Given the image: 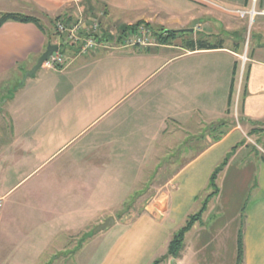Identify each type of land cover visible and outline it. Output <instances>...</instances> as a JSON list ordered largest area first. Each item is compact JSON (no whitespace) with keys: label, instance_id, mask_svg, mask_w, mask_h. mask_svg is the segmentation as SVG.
I'll use <instances>...</instances> for the list:
<instances>
[{"label":"crops","instance_id":"1","mask_svg":"<svg viewBox=\"0 0 264 264\" xmlns=\"http://www.w3.org/2000/svg\"><path fill=\"white\" fill-rule=\"evenodd\" d=\"M238 9L248 11L250 21L257 27V33L251 34L249 41L247 40L248 45L243 43L242 29L245 22L242 20L249 14L243 17L236 12ZM9 12L33 15L38 18V22L10 19L0 25V84H6L7 80L14 78L21 80L24 73L38 62L48 44H56L54 23L59 16L70 18L72 22L80 19L90 22L96 19L102 23V29L108 32H118L125 25L141 22L147 24L157 40L153 45L99 46L87 56L68 50L65 58L70 57L71 61L66 64H76L73 68L76 74L88 68L91 72L90 80L104 79L105 84L109 81L107 78H111L107 72L108 64L120 66L119 80L124 92L122 96H117V100L108 97L113 102L109 105V110L117 109V104L122 101L123 120H140L141 112L145 114L146 110L149 111L151 116L158 119L161 127L159 135L169 132L172 134L162 141L159 149L171 147V139L176 138L182 127H188L187 124L192 122L195 115L201 119L197 121V126L206 128L190 141L183 139L188 144H184L185 147L181 144L185 150L179 155L183 157L182 161L165 154V158H169L167 161L155 163L159 167L168 165L175 168L165 169L169 171L165 177L156 169V179L139 194V198L148 196L149 199L143 202L140 210L138 206L132 208L131 214L134 211L137 213L131 219H117L114 215V225L102 230L99 236H93L98 237L97 251L83 260L84 264H150L156 256L165 255L167 250L162 253V248L171 240L175 228L173 219L177 215L175 213L185 204H193L199 199L200 192L209 183L212 171L235 145L238 147L223 171L229 173L232 165L238 163L240 173L234 179H246L247 182L245 219L239 232L243 235L242 264H264V0H83L80 4H75L72 0H0V18ZM44 20L50 26L45 25ZM195 20L197 23L191 31ZM215 22L225 26L230 45H226L223 38L216 42L207 39L218 35ZM157 32H165L164 37L170 35L166 40H158ZM112 49L120 52L114 53ZM242 54L245 55V69L241 73L242 78L244 77V83L242 81L241 84L244 93L240 88L239 96L242 95V99L234 119L228 109H231L235 99V89L231 101L230 93L234 70L237 69L236 80ZM158 62L161 64H157ZM168 65V76L159 79L160 84L168 86L157 88L156 84L151 92L143 94L144 86L152 80L148 79L157 72L165 71ZM43 69L48 67L41 66L35 76L26 78L24 84L28 83L29 78L44 80L47 70ZM67 69L63 66L60 71ZM163 80L167 82L164 83ZM160 89L165 91L167 97L156 99L154 95H159L156 93ZM80 95L81 93H77L76 97H81ZM168 121L173 129H169ZM135 126L139 130L143 127L138 122ZM110 145L106 149H111L113 152L108 156H113L116 146ZM148 148L157 149L154 145ZM107 162L110 163V160ZM94 164L96 167L100 166ZM178 165H181L179 169ZM104 166L107 164L102 165L103 168ZM38 210L42 216L58 214L60 217L58 220L51 219L55 221L50 222L49 215L44 217V226H31L29 229L33 234H26V245H49L53 237L69 244L66 238H75L77 229L82 231L89 227L82 224L80 219L84 214L78 215L75 207L56 209L51 208V204L42 202ZM108 214L114 213L111 211ZM108 214L90 228L102 222ZM2 223L3 217L0 215V231ZM34 228L36 231L41 229V239L37 235L35 237ZM89 235L85 237L90 238ZM8 241L4 244H8ZM237 251L236 239L233 259L228 260L219 251L214 260L217 264H236ZM3 253L1 244L0 262L4 259ZM201 255L193 253L190 257L186 255V259L178 256L176 263L210 264L204 258L199 259ZM27 257L26 252L25 258Z\"/></svg>","mask_w":264,"mask_h":264},{"label":"rangeland","instance_id":"2","mask_svg":"<svg viewBox=\"0 0 264 264\" xmlns=\"http://www.w3.org/2000/svg\"><path fill=\"white\" fill-rule=\"evenodd\" d=\"M242 21L245 22L242 29L243 43L248 45L247 40L249 41L251 34L257 33V27L250 21V14ZM43 23L50 26L46 21ZM215 27L218 35L205 39L216 42L223 38L225 44L230 45L225 26L215 22ZM49 29L51 31V27ZM154 41H157L155 37ZM64 47L65 45L62 48ZM111 51L120 52L116 49ZM244 57L242 54L235 80V99L230 109L234 119L242 99L239 93L240 88H243L242 81L244 83V77L241 76L245 69ZM70 61L71 58L67 57L66 62ZM68 63L64 65V68H68L64 72L60 71L63 67L43 69L47 70L44 80L29 78L28 83L18 86L13 95L9 92L21 83L23 77L19 81L14 78L7 80L8 84H0V215L3 217L0 245L2 244L4 252V259L0 264H84L97 251L98 237L93 236H99L102 232H94L96 225L90 226L111 211L117 219H131L137 213L134 211L131 214L132 208L142 206L149 199L148 196L139 198V194L156 179V172L160 171L162 177H165L166 173L169 174L165 169L175 168L168 165L159 167L156 164L169 159L165 158V154L182 161L183 157L179 155L185 150L181 144L184 147L188 144L183 139L190 141L196 134L206 130L205 126H197V121L201 119L195 115L192 122L187 124L188 127H182L176 138L171 139V147L159 149L162 141L172 134L169 132V136L166 133L159 135L161 127L158 119L151 116L149 111L145 109V114L141 112L140 120H123L122 101L117 104V109L109 110V105L113 102L108 97L117 100V96H122L124 92L119 80L120 66L108 64L107 72L111 78L106 77L109 81L105 84L104 79L90 80L91 72L88 68L74 73L76 64ZM153 67L155 69L154 64ZM168 68L169 65L165 71L157 72L148 79L152 80L144 86L143 94L151 92L156 84L157 88L168 86L160 84L159 80L168 76ZM157 79L159 81L152 85ZM77 93H81V97L77 98ZM158 93L159 95H154L156 99L167 97L162 89L156 94ZM137 122L144 130L137 129ZM168 123L169 129H173L171 122ZM81 130L83 131L79 132ZM108 144L116 146L113 156H108L113 152L106 149ZM151 145L157 149L148 148ZM94 163L100 166L96 167ZM106 164L103 168L102 165ZM239 166L238 163L232 165L229 173L220 172L217 179L220 193L211 198L202 217L187 231L178 256L202 254L199 259L204 258L213 264L215 254L220 251L228 260L233 259L234 244L239 239L241 223L245 219L244 202L248 197L246 179H234L240 173ZM180 167L181 165L177 166L178 169ZM212 190L207 183L195 203L185 204L175 213V228L171 238L186 224L191 214L200 210L205 197ZM42 202H47L51 204V208L56 209L75 207L78 215L84 214L80 219L82 224L89 227L82 231L77 229L75 238H66L69 244L54 237L50 239L49 245L24 244L27 235L33 234L29 229L31 226H44V217L49 215L50 222L55 221L51 219L58 220L60 217L58 214L42 216L38 210ZM111 215L108 214L107 217ZM86 234L90 238H86ZM34 235L41 239V229L36 231L34 228ZM7 241L8 244H4ZM168 245L162 248V253L166 250L167 253L156 258L163 257L160 264H177L178 256L167 255ZM213 249L216 251L213 252ZM214 264H217L215 260Z\"/></svg>","mask_w":264,"mask_h":264},{"label":"built area","instance_id":"3","mask_svg":"<svg viewBox=\"0 0 264 264\" xmlns=\"http://www.w3.org/2000/svg\"><path fill=\"white\" fill-rule=\"evenodd\" d=\"M82 1L72 0L75 4H80ZM236 12L243 17L249 14L248 11L241 9L236 10ZM54 31L57 36L56 43L59 46V51L54 52L49 59L44 61L43 66L48 68L63 67L66 64L65 53L68 50L86 55L96 50L99 46L149 47L154 44L152 31L145 23H140L134 31L128 32L122 38H119V32L110 31L107 35L103 34L96 19H92L90 22L80 19L79 21L67 23L63 17H59L55 20ZM63 45L67 46L66 52L62 51Z\"/></svg>","mask_w":264,"mask_h":264},{"label":"trees","instance_id":"4","mask_svg":"<svg viewBox=\"0 0 264 264\" xmlns=\"http://www.w3.org/2000/svg\"><path fill=\"white\" fill-rule=\"evenodd\" d=\"M61 17V16H59ZM58 17V18H59ZM10 19H14V20H19V21H33V22H38V18L33 16V15H28V14H21V13H14V12H9V13H4L2 15V17L0 18V25H2L5 21L10 20ZM65 19V18H64ZM56 20V19H55ZM65 21L67 23H71L72 21H70L69 19H65ZM141 22L135 23L133 25H125L124 27L118 29L119 31V38H122L124 35H126L128 32L134 31L135 28L140 24ZM100 25V29L103 32V34L107 35L108 31L102 29V23L99 22ZM165 32H157L156 33V37L158 40L161 39H167L169 37L170 34H167L164 37ZM73 50V49H72ZM63 52L67 51V46H65L64 48H62ZM237 72V69L234 70V78L232 81V87H231V93H230V101L232 98V95L234 94V85H235V74ZM244 93V90H243ZM228 112H230V109H228ZM238 147V145L233 146L232 150L225 156V158L214 168V170L212 171L210 178H209V185L213 188V190L205 197L203 204L200 208V210L195 213V214H191L189 216V219L186 221V224L184 226H182L180 229H178L173 237L171 238V240L169 241V245H168V254L169 256H178V252L180 251L181 247L183 246V241L185 238V235L187 233V231H189L193 225L195 224L196 221H198L204 211L206 210L209 201L211 200V198H213L215 195H217L219 193V187L217 184V179L218 176L220 174V172L223 171V169L227 166L230 157L232 156L233 152L236 150V148ZM243 254H244V247H243V235L240 234L239 235V239H238V251H237V261L236 264H242L243 261ZM163 261V257L162 258H155L150 264H160Z\"/></svg>","mask_w":264,"mask_h":264},{"label":"water","instance_id":"5","mask_svg":"<svg viewBox=\"0 0 264 264\" xmlns=\"http://www.w3.org/2000/svg\"><path fill=\"white\" fill-rule=\"evenodd\" d=\"M197 23V20H195L192 23V28L190 29L191 31L194 30L195 25ZM59 51V46L57 44H53V43H49L46 50L43 52V54L40 56L38 62L29 70H27L23 76V79L21 81V83L19 85H17L14 89H12L9 94L13 95L14 91L18 88V86L24 85L25 80L28 76H35L36 72L38 71V69L43 65L44 61H46L47 59H49V57L54 53ZM116 221L115 216L111 215L109 217H107L106 219H104L102 222H100L99 224H97L94 228V232H98L104 229H107L108 227H111L112 225H114Z\"/></svg>","mask_w":264,"mask_h":264}]
</instances>
